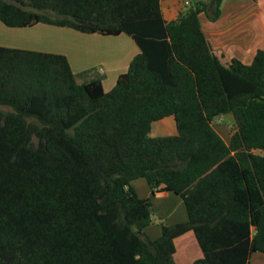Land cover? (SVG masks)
Listing matches in <instances>:
<instances>
[{"label":"trees","instance_id":"obj_1","mask_svg":"<svg viewBox=\"0 0 264 264\" xmlns=\"http://www.w3.org/2000/svg\"><path fill=\"white\" fill-rule=\"evenodd\" d=\"M221 3L189 0L167 23L160 0H0L7 28L125 35L139 49L105 91L64 55L0 47V264H174L189 232L193 264L264 255V50L221 63L198 19L216 21ZM226 115L228 144L212 127ZM170 116L177 133L151 136ZM139 179L180 198L186 221L150 239Z\"/></svg>","mask_w":264,"mask_h":264},{"label":"crops","instance_id":"obj_2","mask_svg":"<svg viewBox=\"0 0 264 264\" xmlns=\"http://www.w3.org/2000/svg\"><path fill=\"white\" fill-rule=\"evenodd\" d=\"M183 7V0H160L162 17L167 23L174 21ZM198 19L204 36L223 65H228L232 60L248 65L257 51L264 50V0H222L220 16L216 21L211 22L204 15H200ZM0 47L64 55L79 83L100 78L105 91L113 88L111 86H114L117 77L127 71L131 59L139 53L135 43L125 35H85L71 29L42 24L31 28L11 29L1 22ZM106 84L111 89L106 88ZM224 119L229 122L227 135H223L222 127H216L219 124L214 123L215 120ZM215 120L213 129L228 144L234 124L232 116L226 115ZM176 133L172 116L153 123L150 132L154 137ZM141 181L139 179L132 183L136 194L139 198L151 197L146 182ZM171 195L167 192L158 193L151 197V201L155 206L156 201L164 197L167 200L173 199L175 206L183 207L182 200L175 195L172 198ZM186 219V212L178 220L174 218V214L168 213L166 217L159 219L158 224L173 225L185 222ZM193 238V234L189 232L175 239L174 256L178 245L190 244L193 247ZM191 256H201V253L199 255L195 250ZM248 264H264V255L252 254Z\"/></svg>","mask_w":264,"mask_h":264},{"label":"rangeland","instance_id":"obj_3","mask_svg":"<svg viewBox=\"0 0 264 264\" xmlns=\"http://www.w3.org/2000/svg\"><path fill=\"white\" fill-rule=\"evenodd\" d=\"M106 88H108V84H106ZM108 89H111V88H108ZM214 123L219 124L216 127H219V126L222 127L223 135L225 134L227 135L229 133L228 120L226 119H224V121L215 120ZM141 182H145V181L142 180ZM171 196L172 198H174L173 194ZM151 202H152V206L150 209L151 224L145 230V234L150 239H156L160 236V225L161 224H158L159 219H162V217H166L168 213H172L174 214V218L178 220L180 215L182 216V214L185 212V208H184V205L183 207L175 206L173 199L167 200V199H164V197H160L156 201L155 206L153 204V201ZM193 242H194L195 247L194 246L192 247V245L190 244H185L183 246H180V245L177 246L176 255L173 256L174 264H193L196 260L201 258V256H191V255H194L195 250L200 255V251L198 250V247L196 245L194 238H193Z\"/></svg>","mask_w":264,"mask_h":264},{"label":"built area","instance_id":"obj_4","mask_svg":"<svg viewBox=\"0 0 264 264\" xmlns=\"http://www.w3.org/2000/svg\"><path fill=\"white\" fill-rule=\"evenodd\" d=\"M189 4V0H183V6H187ZM102 72V70H100Z\"/></svg>","mask_w":264,"mask_h":264}]
</instances>
